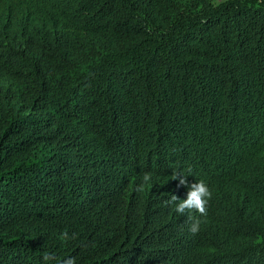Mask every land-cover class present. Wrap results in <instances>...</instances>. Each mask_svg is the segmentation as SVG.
I'll list each match as a JSON object with an SVG mask.
<instances>
[{"label":"trees","instance_id":"16d2710c","mask_svg":"<svg viewBox=\"0 0 264 264\" xmlns=\"http://www.w3.org/2000/svg\"><path fill=\"white\" fill-rule=\"evenodd\" d=\"M44 252L264 264V0H0V264Z\"/></svg>","mask_w":264,"mask_h":264},{"label":"clouds","instance_id":"9594fccd","mask_svg":"<svg viewBox=\"0 0 264 264\" xmlns=\"http://www.w3.org/2000/svg\"><path fill=\"white\" fill-rule=\"evenodd\" d=\"M153 174L151 172H144L141 175V183L138 185V191H144L146 187H149L153 181ZM172 180H178L181 186L189 187L186 199H179L176 195H171V199L165 203L168 206H172L173 210L178 214L185 213H198L203 217L207 215V205L212 197V192L208 185L203 180H198L197 183H193L190 186L187 182V177L183 174H173ZM188 230L191 234L195 235L200 231L201 220L193 215H188ZM67 237V233H65ZM43 264H77L76 258L68 257L64 259H58L54 253L44 252L42 256Z\"/></svg>","mask_w":264,"mask_h":264}]
</instances>
